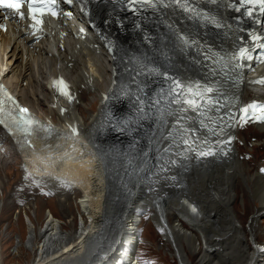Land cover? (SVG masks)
Masks as SVG:
<instances>
[{
    "label": "bare ground",
    "instance_id": "6f19581e",
    "mask_svg": "<svg viewBox=\"0 0 264 264\" xmlns=\"http://www.w3.org/2000/svg\"><path fill=\"white\" fill-rule=\"evenodd\" d=\"M226 4V0H219L212 5L221 17L222 28L217 38L203 22L187 21L178 10H167L157 22L156 37L147 46L134 44L132 53L119 48L112 54L97 43L100 38L93 34L89 40L67 35L62 48L54 30L64 23L62 20L50 26L51 41L36 45H30L29 37L18 26L6 32L0 30V71H6L11 86L24 95V103L34 111L44 110L43 116L72 131L50 145L45 160H55L57 156L70 159L72 162L64 169L70 174L77 173L73 187L61 189L65 198L59 200L63 208L70 210L67 216L54 205L45 214L43 203H35L36 217H30L29 225H23L21 231L20 241L24 245H18V264H117L118 257L129 255L121 248L126 242L134 243L126 264H141L135 252L142 222L138 209L147 210L160 234H164L157 246L156 240L161 235H150L147 223L142 249L156 252L161 247L167 249L177 264H264V224L259 222L264 216V169L252 168L250 157L241 159L242 153L257 151L255 147L246 150L250 138L240 130L241 122L246 125L248 120L255 121L257 127L250 130L260 140L255 144L264 142V81L259 79L264 68L259 70V65L253 68L254 64L246 63L244 68L232 57H227L222 65H211L178 40L183 28L194 32V37L219 42L222 50L231 51L240 26L238 14L227 13ZM94 9L99 17L105 12L100 4ZM87 41L97 44L90 48ZM153 63L174 70L186 85L200 78L203 82L200 95L212 97L211 100L194 108L162 106L163 110L156 103L145 112H130L122 124L117 119L112 120L113 125L103 122L102 108L113 106L114 102L122 105L124 93L139 87L144 71ZM59 72L68 76L77 92L74 101L64 105L66 110L61 108L46 81L50 74ZM107 78L109 84L104 89ZM26 80L28 85L24 87ZM126 84L132 87L123 91ZM86 92L90 98L84 101ZM98 92L100 100L93 107L90 99ZM258 101L260 107L255 105ZM130 117L141 122L150 119L146 122L148 127L141 128L135 120L130 125ZM74 121L77 123L72 127ZM118 123L122 128H116ZM138 129L141 130L133 140L134 145H122L131 139L128 132ZM177 133L182 134L177 141L183 149L180 163L160 170L154 166L155 160L159 154H165L160 151L170 143L168 136ZM2 137L6 136L0 132ZM241 139L246 145L241 144ZM8 140L3 144L5 152L0 146L1 172L9 170L10 163L2 165L7 154L14 158L19 155L26 162L29 157L23 143L16 144L10 139L12 147ZM157 141L163 142L160 148ZM178 170L181 171L177 177ZM20 176L22 183V173ZM39 176L43 183L56 185L49 173L40 171ZM1 184L4 191L6 184ZM7 197L28 196L21 187L13 188ZM8 202L9 199L6 209L10 207ZM31 202L19 207L28 216L33 211ZM238 202L244 208L243 213L237 210ZM21 218L22 214L18 219ZM26 249L31 254L24 260ZM0 264H5L2 248Z\"/></svg>",
    "mask_w": 264,
    "mask_h": 264
},
{
    "label": "rangeland",
    "instance_id": "374dc122",
    "mask_svg": "<svg viewBox=\"0 0 264 264\" xmlns=\"http://www.w3.org/2000/svg\"><path fill=\"white\" fill-rule=\"evenodd\" d=\"M136 40H134L133 42H135ZM122 43V42H120ZM137 43V42H135ZM120 47V46H119ZM129 47V48H128ZM126 47V51H132L131 46ZM109 77V76H108ZM109 84V79L107 78L106 81H104V89H106V87ZM28 85V80H26L23 84L24 87H26ZM90 93H85L84 95V101L88 100L90 97L89 95ZM22 95V94H21ZM24 98V95H22V99ZM91 102H93V107L94 105H96L99 100V92L94 94V97H91ZM79 103V102H78ZM46 104L44 105V107H46ZM35 108V107H34ZM38 109H41V105L38 106ZM264 111V110H263ZM37 114L39 115H45L43 112H45L44 110H40L35 111ZM53 115V114H52ZM244 123L241 122L240 123V130H244L245 133L243 131H241L242 133H244L248 139L250 138L249 142L247 143V145L245 144L244 140L241 139V144H245L246 145V150H253L255 147V150L257 151L256 154L253 153V151L249 152L246 151L244 153H242V157L241 159H247L248 157H250L251 161L250 164L252 166V168H257L260 167L262 169H264V142L263 143H259V144H255L256 140L258 138V136L256 134L251 133L250 130L254 129L257 127L255 121H247V124L243 125ZM248 125V127H247ZM249 125H251V127H249ZM248 130V132L246 133V131ZM9 141L10 146L14 147L13 143ZM260 141V140H257ZM124 144V146H126L127 144H133V140L127 142V139L125 140V142L122 143V145ZM256 145V146H255ZM3 151V150H1ZM244 151V149H243ZM5 152V150L3 151ZM17 157H11L8 156V154L6 155V157L4 158L3 163L5 164L6 162L10 163V166L7 168L9 169L8 172H1L0 171V183L5 182L6 184V189L1 190V186H0V238H2V252L4 253V257H5V264H18V245L23 244V242H21L20 240H22L21 237V231L23 228V225H29V221H30V217L35 218L36 217V211L34 210V208L36 207L37 202H42V206H43V210L45 214L50 213L49 211V207H51L52 205L56 206V210H58V212H63L64 215H68L70 213V210H68L67 208H63L64 204L61 205V201L59 200V198L64 199L65 198V194L62 192H58L56 195L54 196H50V197H45V196H41L44 197V199H42L41 197L37 196V198H31L29 203L30 205H33V211L29 214L30 216H28L25 212V210H21V208L17 207L14 199L12 197H7L8 193L11 194L12 189L14 188V183H16L17 180L20 179V172H21V161L23 160V157L16 155ZM245 157V158H243ZM247 159V160H250ZM1 165V164H0ZM3 180V181H2ZM1 184V185H2ZM143 187V186H142ZM73 192V191H72ZM72 199H75V194L72 193L71 194ZM7 199H9L10 203V207L8 209H6L5 207V203L7 201ZM36 199V200H35ZM59 204L61 206H59ZM236 207L237 210H240V212H244V208L242 205H240V202L236 203ZM4 206V207H3ZM24 206V205H23ZM22 207V206H21ZM61 210V211H60ZM243 210V211H242ZM20 214H22V218L18 219V217L20 216ZM78 219L80 220V215L78 216ZM139 219H142V222L140 223L141 228L139 229L140 235H139V244L136 245V259L141 261V264H177V262H175V260L170 256L169 252L167 251V249L165 250L164 248H158L160 250H158L157 252L155 250H148V249H142L141 245L143 244L142 238H143V234L144 231L146 230V226L148 223V228H149V234L152 235L153 237H156L157 235H161V237H158L156 240V245L160 246L161 242L163 241L164 234H160V230L158 227L155 226V223L151 220V214L146 210L143 213L139 214ZM77 220V221H79ZM259 222L264 224V216H261L259 218ZM187 227H189L188 225H186ZM146 232V231H145ZM148 234V235H149ZM29 234H27L28 237ZM0 248V249H1ZM27 250V249H26ZM168 252V253H167ZM30 251H26V253H24L23 255V259L26 260L27 257L30 255ZM15 262V263H14Z\"/></svg>",
    "mask_w": 264,
    "mask_h": 264
},
{
    "label": "snow or ice",
    "instance_id": "6c2138e0",
    "mask_svg": "<svg viewBox=\"0 0 264 264\" xmlns=\"http://www.w3.org/2000/svg\"><path fill=\"white\" fill-rule=\"evenodd\" d=\"M25 0H0V8H5V9H13L15 10L16 13L19 14L20 18H24V13L21 11L23 5H24ZM66 4H71L72 0H64ZM130 3H137V2H143V0H129ZM245 3H253L254 0H244ZM262 4H264V0H259ZM51 5H55V0H51ZM28 9H29V14L30 18L35 21L36 23H41L37 19V14L39 13L40 15L45 14V10L53 16L57 15L55 11L52 10V7L49 6L48 3H44L43 0H28ZM251 15V13H248ZM66 15H71V13H66ZM35 26V25H34ZM0 27H4L3 25H0ZM245 51L241 49L240 55L243 56L245 55ZM53 87L57 89L61 94L68 96L69 99H72L71 93L68 90L69 86L63 79L61 78L59 81H54L52 84ZM208 91H211V89H208ZM190 104L194 103L193 101H189ZM23 112H27V109H23ZM247 112V109L244 110ZM264 119V117H262ZM211 153H202V155H209ZM193 211H196L195 208L192 209Z\"/></svg>",
    "mask_w": 264,
    "mask_h": 264
}]
</instances>
